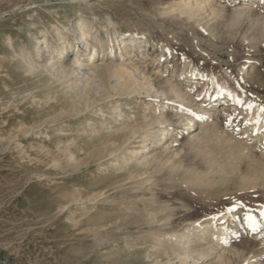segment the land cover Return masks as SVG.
<instances>
[{
  "label": "rangeland",
  "instance_id": "1",
  "mask_svg": "<svg viewBox=\"0 0 264 264\" xmlns=\"http://www.w3.org/2000/svg\"><path fill=\"white\" fill-rule=\"evenodd\" d=\"M181 2L0 0V264H217L220 249L219 264H264V248L232 236L201 235L205 258L177 243L231 202L255 218L264 156L217 127L186 139L157 112L164 78L191 68L244 86L264 115V6L206 0L192 13ZM80 21L103 43L146 37L139 72L119 58L69 72Z\"/></svg>",
  "mask_w": 264,
  "mask_h": 264
},
{
  "label": "bare ground",
  "instance_id": "2",
  "mask_svg": "<svg viewBox=\"0 0 264 264\" xmlns=\"http://www.w3.org/2000/svg\"><path fill=\"white\" fill-rule=\"evenodd\" d=\"M181 1L183 2V4L187 5L186 8L189 7V10L191 9L190 12L192 11L195 12L196 10H198L197 12H199V9L203 6L204 1L206 0H180V2ZM218 1L219 3L217 4H220V6L223 7L231 6L232 10L241 11V12L244 11L245 9H250V8L254 9L255 7L264 6V0H218ZM77 27H78L77 28L78 35H81V37H83L84 39V48L78 49L77 51H75V54L73 55L71 54L72 58L71 61L69 62V67H68L69 72L76 73L77 68H83V67H86L88 70L89 69L93 70V68L98 66L97 63L98 61L99 63H104V61H107V59L109 58L121 59L123 66H131L132 64L133 69H136V72H139L138 69L139 66L138 67L136 65L133 66V63L138 62L139 57L148 56L149 54L147 52V53H143L140 56L139 54L136 55L135 53L139 47L148 44V40L144 36L132 35L126 37V33L123 32L121 33L123 34V37H120L122 35H117V37H115L116 41L115 43H113L112 37H110L113 34L108 33L106 40L107 42L103 43L102 41L104 40H101V37L99 36L100 34L99 33L95 34V31L97 29H95V31H91L93 28H90L89 24L86 21H80ZM105 27L107 26L106 25L103 26L104 28L103 31L107 30ZM117 42L118 45L121 44V47L117 46ZM42 44L43 43L41 42V45ZM41 45L40 46L37 45L36 47L39 46L41 49L42 48ZM74 45L75 44L73 43V41H69L68 43L65 42V45L62 48L63 53L64 50L66 49L74 50L73 49ZM129 45L130 46L133 45L132 47L134 49V52H132V54L129 53L130 51ZM45 48L46 50H50L51 46L47 45ZM98 48H100L101 51H98ZM67 50H66L67 55L64 54L65 57H68L69 52L67 53ZM40 57H41L40 52L35 53L33 55L34 64L39 66ZM56 62H58L56 59L51 58L49 59V62H47V65L49 66L55 64ZM159 62L155 63L154 61H152L150 66L155 65L161 67V64H159ZM189 70L191 71L188 72L187 74L182 72L183 70L179 71L178 73H176L177 71L175 70L176 72H174L173 74L174 76L173 78L178 80L179 78L184 77V82L182 83L181 81L176 82L173 80V78L170 79L168 77H165L163 81L165 82L166 86L159 87L162 88L161 90L162 96L160 95L161 96L160 98L164 97V99H162V101L160 100L161 105L157 109V112L164 117L165 122L166 120H168L167 122H170V125H172L170 129L174 131V133L176 134L178 133L183 137H185L186 139L191 140L197 138L201 134L202 130L204 129L211 130V128L217 127V129L214 128L212 130L215 131V129L218 130L219 128L221 130L219 134L223 132L224 134H226V136L235 138L237 140L236 142L242 146L254 147L260 152L262 156H264V115L262 112H259L258 114L255 113L256 105L252 103V100L248 98L246 92L244 91V89H242V87L244 86H239V84L235 83L233 80L225 79L223 76H219L211 71H199L197 69H191V68H189ZM216 109L218 110L217 112L215 111ZM179 113H181L182 115L181 116L177 115ZM180 117L183 118L182 119L183 121L186 120L188 122V123L186 122L187 124L185 127L184 126L182 128L179 127V125L181 126L182 125L181 123L183 122L179 120ZM164 131L166 133V134L164 133L166 136L170 132V130L166 131L165 128ZM174 133H172L171 135L173 136ZM164 136H162L163 139L170 138L166 136H165L166 138H164ZM238 206L240 205L237 202H231L230 205H228L226 209H224L225 211H222L224 213L221 214L220 212L219 215L217 216L215 215L212 217L204 216L202 217L201 220L197 222V224L192 225V229H190L191 231L188 234H184L185 236H183V238L181 239L179 238L180 240L178 239L179 242H177L182 247L183 256L188 257L187 254L192 249L195 250L194 247L197 248V246H200V244L198 245V243L202 241V239H204V238L201 239V235H203L202 237L209 236V238L211 237V240H213L214 236L217 238L219 237L218 239H220V237L224 239V236L225 238L227 236H232V241L235 238L245 242H252V244L256 242L259 247L264 248V207L263 206L257 207V209H255L254 211L256 212L255 218L252 217V215L242 218L239 213L240 211L238 212L236 211V208ZM211 235L214 236L212 237ZM222 239L221 242L225 241L222 242L224 244L228 243L229 245V242H232L231 240L230 241L228 240L229 242L226 241L228 238L225 240ZM209 244L210 243H208V245ZM212 244H214V242ZM206 246H204V248ZM198 249L199 248H197L196 250L202 253V251ZM230 250H229L230 252H233L231 247ZM205 251L203 249V253H205ZM235 251L236 249L234 250V253ZM219 252H218L219 257L221 255L225 256L223 254L226 253V250L224 252V250L222 251L220 249ZM203 253L201 258H205V254L207 255V252L205 254ZM210 253H208V255H210ZM219 257H218V261L220 263L221 260L219 259ZM216 258H214V260ZM242 260L243 259L241 258V261ZM219 263L217 262V264Z\"/></svg>",
  "mask_w": 264,
  "mask_h": 264
},
{
  "label": "snow or ice",
  "instance_id": "3",
  "mask_svg": "<svg viewBox=\"0 0 264 264\" xmlns=\"http://www.w3.org/2000/svg\"><path fill=\"white\" fill-rule=\"evenodd\" d=\"M262 110H264V109H262Z\"/></svg>",
  "mask_w": 264,
  "mask_h": 264
}]
</instances>
